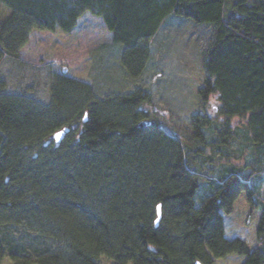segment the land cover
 Instances as JSON below:
<instances>
[{"label":"trees","instance_id":"obj_1","mask_svg":"<svg viewBox=\"0 0 264 264\" xmlns=\"http://www.w3.org/2000/svg\"><path fill=\"white\" fill-rule=\"evenodd\" d=\"M171 14L210 30L186 132L142 85L97 94L89 54L49 63L45 101L0 79V264H264V0H0V63L93 36L139 78Z\"/></svg>","mask_w":264,"mask_h":264},{"label":"rangeland","instance_id":"obj_2","mask_svg":"<svg viewBox=\"0 0 264 264\" xmlns=\"http://www.w3.org/2000/svg\"><path fill=\"white\" fill-rule=\"evenodd\" d=\"M168 19L170 27L161 28L151 43L155 46V60L139 78L130 77L122 70L117 60V45L108 48L100 46L101 43L93 36L78 38L68 46L59 45L52 57H44L43 50L49 37L46 32L40 31L31 34L16 58L5 57L2 60L0 79L6 82L8 90H23L45 101L51 79L49 63L75 64L89 54L92 56L90 70L94 74L97 94L126 91L142 85L151 93L143 107L152 111L158 119L168 121L171 128L186 132L189 116L199 110L196 95L203 76L200 51L209 40L210 30L209 27L201 30V24L182 15L171 14ZM235 148L236 145H233V150ZM232 155L236 163L246 164L250 160L247 150H235ZM224 160L222 163L205 164L203 172L217 175Z\"/></svg>","mask_w":264,"mask_h":264},{"label":"water","instance_id":"obj_3","mask_svg":"<svg viewBox=\"0 0 264 264\" xmlns=\"http://www.w3.org/2000/svg\"><path fill=\"white\" fill-rule=\"evenodd\" d=\"M83 119H85V116H84V118ZM147 123V121H142L141 122V124H146ZM67 130H68V127L67 126H64V127H61V128H59L58 130H56L53 134H52V137L54 138V140H55V142H59L60 140H61V138L64 136V134L67 132ZM61 133V135H60V137L59 138H57L56 137V133ZM157 205H159L160 206V204H157ZM157 216H156V218H155V224H157V222H158V220H159V217H160V207H159V209L157 208ZM195 264H200L199 263V261H196L195 262Z\"/></svg>","mask_w":264,"mask_h":264},{"label":"snow or ice","instance_id":"obj_4","mask_svg":"<svg viewBox=\"0 0 264 264\" xmlns=\"http://www.w3.org/2000/svg\"><path fill=\"white\" fill-rule=\"evenodd\" d=\"M60 135H61V133H59V132H58V133H56V137H57V138H59V137H60ZM159 207H160V206H159V205H157V208H158V209H159Z\"/></svg>","mask_w":264,"mask_h":264}]
</instances>
